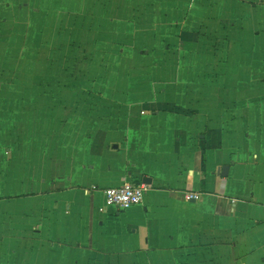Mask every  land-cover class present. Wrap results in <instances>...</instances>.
<instances>
[{
	"label": "crops",
	"instance_id": "0c3cea01",
	"mask_svg": "<svg viewBox=\"0 0 264 264\" xmlns=\"http://www.w3.org/2000/svg\"><path fill=\"white\" fill-rule=\"evenodd\" d=\"M0 264H264V0H0Z\"/></svg>",
	"mask_w": 264,
	"mask_h": 264
},
{
	"label": "built area",
	"instance_id": "2783aa9c",
	"mask_svg": "<svg viewBox=\"0 0 264 264\" xmlns=\"http://www.w3.org/2000/svg\"><path fill=\"white\" fill-rule=\"evenodd\" d=\"M93 190H100L98 187H93ZM105 198V207H116L119 210H127L135 205L142 203L143 198L148 191V186L141 183L126 182L120 187H111L101 189ZM200 198L199 193H186L187 201H196ZM104 211V208L101 209Z\"/></svg>",
	"mask_w": 264,
	"mask_h": 264
},
{
	"label": "water",
	"instance_id": "95a60500",
	"mask_svg": "<svg viewBox=\"0 0 264 264\" xmlns=\"http://www.w3.org/2000/svg\"><path fill=\"white\" fill-rule=\"evenodd\" d=\"M227 170H228V168H225V169H224V174H226V171H227ZM143 182L146 183V184H147V183H150V179H147V178H146V179H144Z\"/></svg>",
	"mask_w": 264,
	"mask_h": 264
}]
</instances>
